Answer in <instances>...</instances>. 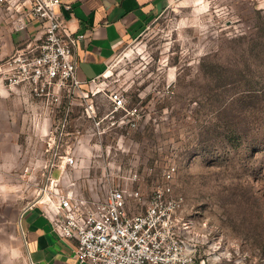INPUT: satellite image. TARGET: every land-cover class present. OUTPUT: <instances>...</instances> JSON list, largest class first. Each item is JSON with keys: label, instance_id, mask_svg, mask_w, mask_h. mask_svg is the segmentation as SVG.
Listing matches in <instances>:
<instances>
[{"label": "rangeland", "instance_id": "obj_1", "mask_svg": "<svg viewBox=\"0 0 264 264\" xmlns=\"http://www.w3.org/2000/svg\"><path fill=\"white\" fill-rule=\"evenodd\" d=\"M1 12L0 236H5L20 233L23 211L48 198L50 149L57 138L46 136L44 119L31 118L26 93L4 81L8 60L25 43L11 49L7 41L22 31ZM98 83L74 96L67 115L74 122L65 126L61 146L62 155L71 152L82 163L68 170L85 193L130 182L148 196L175 165V193L208 222L210 241L223 251L217 264H264V0H180L121 45ZM113 90L124 94L127 110L138 109L135 116L112 113ZM92 103L96 119L105 120L101 127L87 120ZM78 129L84 141L76 146ZM133 172L139 178L132 183Z\"/></svg>", "mask_w": 264, "mask_h": 264}, {"label": "built area", "instance_id": "obj_2", "mask_svg": "<svg viewBox=\"0 0 264 264\" xmlns=\"http://www.w3.org/2000/svg\"><path fill=\"white\" fill-rule=\"evenodd\" d=\"M61 5V0H0V10L14 19L18 30L34 20L43 25V36L37 45L10 57L4 81L11 90L22 88L48 105L59 103L63 92L74 97L82 89L77 76V47L84 34L66 26L59 11ZM109 99L112 113L125 110L135 116L138 112L137 108L126 109V98L119 90L111 91ZM87 113L101 127L104 119H96L95 104H89ZM62 119L53 133L57 141L50 149L53 158L44 191L48 198L34 204L46 206L61 237L76 240L75 256L80 263L217 264L223 251L210 241L208 222L199 211L191 212L175 193V165L168 167L164 181L148 196L130 182L89 196L78 178L69 174L68 167L80 168L76 156L61 154L67 116ZM134 120H130L132 125ZM98 129L106 131L105 127ZM56 169H60L59 176L53 175ZM138 178L137 172L129 177L132 183Z\"/></svg>", "mask_w": 264, "mask_h": 264}, {"label": "crops", "instance_id": "obj_3", "mask_svg": "<svg viewBox=\"0 0 264 264\" xmlns=\"http://www.w3.org/2000/svg\"><path fill=\"white\" fill-rule=\"evenodd\" d=\"M61 1L59 11L66 26L84 34L77 47V76L82 82L81 88L95 89L99 86L98 80L108 72L121 45L126 40L140 35L167 8L180 0ZM67 5L70 8H67ZM0 11L3 13V10ZM10 20L12 21V18ZM13 22L16 28L14 19ZM18 31L22 33L15 35L11 42L8 40L7 43L14 49L24 39V48L28 50L37 45L43 36V25L41 21L34 20L29 22L25 29ZM92 79H96V82H91ZM15 92L25 93L22 88ZM24 95L27 96L25 99L31 118L44 119L47 124L46 136H53L54 123H60L76 103L74 97L64 92L59 103L54 105H48L45 100L27 93ZM87 120L95 124L93 119ZM72 122L74 119H66L68 125ZM88 132L94 134L92 131ZM89 133L87 134L90 136ZM82 135L79 129L74 133L76 146L83 143ZM76 158L78 159L77 156ZM79 165L80 168L83 167L82 163ZM58 170L60 175V169ZM79 185L82 187L80 181ZM18 229L20 233L0 236V264H88L80 263L76 259V240L65 239L58 234L43 203L33 204L23 211Z\"/></svg>", "mask_w": 264, "mask_h": 264}]
</instances>
